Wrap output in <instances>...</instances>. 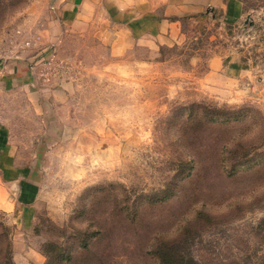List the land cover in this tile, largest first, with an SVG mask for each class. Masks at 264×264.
<instances>
[{
	"label": "rangeland",
	"instance_id": "obj_1",
	"mask_svg": "<svg viewBox=\"0 0 264 264\" xmlns=\"http://www.w3.org/2000/svg\"><path fill=\"white\" fill-rule=\"evenodd\" d=\"M231 1L150 47L116 1L66 25L57 0H0V66L25 82L0 117L38 174L15 257L0 210L13 264H160L170 245L184 264H264V0Z\"/></svg>",
	"mask_w": 264,
	"mask_h": 264
},
{
	"label": "crops",
	"instance_id": "obj_2",
	"mask_svg": "<svg viewBox=\"0 0 264 264\" xmlns=\"http://www.w3.org/2000/svg\"><path fill=\"white\" fill-rule=\"evenodd\" d=\"M103 1V13L109 17L111 1L118 3V13L123 18L134 17L130 24L127 19L125 24V37L134 31L136 42L152 45L171 44L181 34V18L185 16H195L200 13L206 5L212 4L223 11L225 18L231 19L237 13L236 2L231 0H101ZM120 1V2H119ZM211 1V2H210ZM99 0H57L58 11L52 14L53 19H57L62 24H73L76 19L82 16L83 7L88 10L97 8ZM234 11H231V6ZM161 8L160 12H155ZM128 27H127V26ZM218 53V54H217ZM223 49L209 58L208 63L211 69L220 72L225 62L222 59ZM241 57L237 62L242 63ZM8 65L5 69L0 66V98L5 95L4 90H13L14 86L25 83L23 76L18 72L9 71ZM8 70V71H7ZM19 151L13 145L9 129L0 117V210L7 213L9 223L16 227V234H13L12 249L15 252V240L21 239L22 231L33 221L29 199L34 181L29 175L38 176L30 167L18 163ZM37 178V177H36ZM28 202V204H27ZM18 233V235H17Z\"/></svg>",
	"mask_w": 264,
	"mask_h": 264
},
{
	"label": "trees",
	"instance_id": "obj_3",
	"mask_svg": "<svg viewBox=\"0 0 264 264\" xmlns=\"http://www.w3.org/2000/svg\"><path fill=\"white\" fill-rule=\"evenodd\" d=\"M217 114H220V113H217ZM209 128L210 127H206L205 129L208 130ZM215 128H217V130L220 131V135H216V137H215V142H217L218 139L220 138V136H222V132L225 131L223 129H230V127L222 129L221 126L215 127ZM221 142L223 144H225V146H227V147L228 146L231 147L233 145L232 137H227L226 139H222ZM209 160H210V162L213 163L212 159H194V163H195V165L198 164L200 166V163L202 164V163H205ZM228 160H230V159H223V158L218 157L216 159V162L219 165H224V168H225V164L228 162ZM5 229H6V226L4 224L0 223V230H4V232L0 233V251L4 249V251L6 252V255L0 256V258H4L3 263H0V264H13L10 260L11 259L10 256L12 254V252H11V241H10V239H8L6 237L7 235H6ZM2 234H5L6 236L2 235ZM170 248L172 250H175L173 245H170ZM172 250H170V249H166V250L157 249L156 252H157V257L159 259L160 264H184L183 263L184 257L182 256V254L179 251H172Z\"/></svg>",
	"mask_w": 264,
	"mask_h": 264
}]
</instances>
